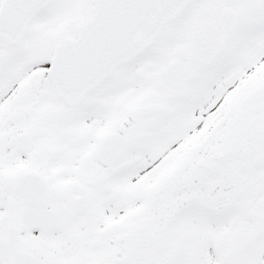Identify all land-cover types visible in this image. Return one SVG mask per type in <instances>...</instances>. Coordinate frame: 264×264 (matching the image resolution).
I'll list each match as a JSON object with an SVG mask.
<instances>
[{
	"label": "snow or ice",
	"instance_id": "6c2138e0",
	"mask_svg": "<svg viewBox=\"0 0 264 264\" xmlns=\"http://www.w3.org/2000/svg\"><path fill=\"white\" fill-rule=\"evenodd\" d=\"M0 264H264V0H0Z\"/></svg>",
	"mask_w": 264,
	"mask_h": 264
}]
</instances>
